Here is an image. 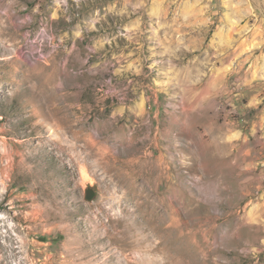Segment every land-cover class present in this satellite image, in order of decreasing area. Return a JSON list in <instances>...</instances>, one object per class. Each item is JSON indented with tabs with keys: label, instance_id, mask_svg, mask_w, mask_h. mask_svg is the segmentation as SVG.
<instances>
[{
	"label": "rangeland",
	"instance_id": "1",
	"mask_svg": "<svg viewBox=\"0 0 264 264\" xmlns=\"http://www.w3.org/2000/svg\"><path fill=\"white\" fill-rule=\"evenodd\" d=\"M0 264H264V0H0Z\"/></svg>",
	"mask_w": 264,
	"mask_h": 264
},
{
	"label": "water",
	"instance_id": "2",
	"mask_svg": "<svg viewBox=\"0 0 264 264\" xmlns=\"http://www.w3.org/2000/svg\"><path fill=\"white\" fill-rule=\"evenodd\" d=\"M94 196V189L90 186L85 191V197L89 200H91Z\"/></svg>",
	"mask_w": 264,
	"mask_h": 264
}]
</instances>
